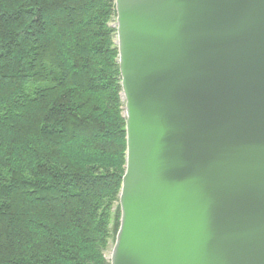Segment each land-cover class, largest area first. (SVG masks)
Here are the masks:
<instances>
[{
  "label": "water",
  "instance_id": "95a60500",
  "mask_svg": "<svg viewBox=\"0 0 264 264\" xmlns=\"http://www.w3.org/2000/svg\"><path fill=\"white\" fill-rule=\"evenodd\" d=\"M126 117L110 264H264V0H115Z\"/></svg>",
  "mask_w": 264,
  "mask_h": 264
},
{
  "label": "trees",
  "instance_id": "16d2710c",
  "mask_svg": "<svg viewBox=\"0 0 264 264\" xmlns=\"http://www.w3.org/2000/svg\"><path fill=\"white\" fill-rule=\"evenodd\" d=\"M115 0H0V264H110L126 117Z\"/></svg>",
  "mask_w": 264,
  "mask_h": 264
},
{
  "label": "rangeland",
  "instance_id": "374dc122",
  "mask_svg": "<svg viewBox=\"0 0 264 264\" xmlns=\"http://www.w3.org/2000/svg\"><path fill=\"white\" fill-rule=\"evenodd\" d=\"M112 248V247H111ZM110 251H111V249L109 250V252L107 253L108 254V257H109V255H110Z\"/></svg>",
  "mask_w": 264,
  "mask_h": 264
}]
</instances>
